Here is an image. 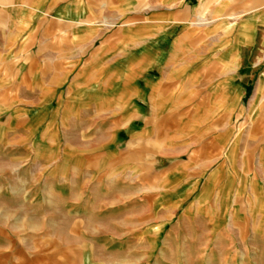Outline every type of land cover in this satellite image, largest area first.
<instances>
[{
    "label": "crops",
    "instance_id": "1",
    "mask_svg": "<svg viewBox=\"0 0 264 264\" xmlns=\"http://www.w3.org/2000/svg\"><path fill=\"white\" fill-rule=\"evenodd\" d=\"M0 264H264V0H0Z\"/></svg>",
    "mask_w": 264,
    "mask_h": 264
}]
</instances>
